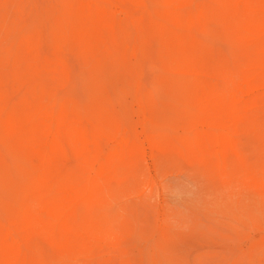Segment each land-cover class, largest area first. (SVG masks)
<instances>
[{
	"label": "rangeland",
	"instance_id": "374dc122",
	"mask_svg": "<svg viewBox=\"0 0 264 264\" xmlns=\"http://www.w3.org/2000/svg\"><path fill=\"white\" fill-rule=\"evenodd\" d=\"M98 1L0 0V264H264V0Z\"/></svg>",
	"mask_w": 264,
	"mask_h": 264
},
{
	"label": "bare ground",
	"instance_id": "6f19581e",
	"mask_svg": "<svg viewBox=\"0 0 264 264\" xmlns=\"http://www.w3.org/2000/svg\"><path fill=\"white\" fill-rule=\"evenodd\" d=\"M100 1V0H99ZM98 1V2H99ZM103 2V1H102ZM100 3V2H99ZM102 4H104V3H102ZM147 4V3H146ZM108 5L110 6V4L108 3ZM149 5V4H148ZM108 6V7H109ZM150 6H151V4H150ZM154 6V5H153ZM105 7V6H104ZM111 7V6H110ZM127 7V6H126ZM120 8V7H119ZM175 8V7H174ZM25 9V8H24ZM104 9H106V8H104ZM121 9V8H120ZM128 9V8H127ZM181 9H183V8H181ZM107 10V9H106ZM119 10V9H118ZM2 11V10H1ZM183 11V10H182ZM107 12V11H106ZM110 13V12H109ZM111 14V13H110ZM110 14H108V15H110ZM134 15V14H133ZM109 17V16H108ZM114 17H115V15H114ZM68 18H69V16H68ZM107 18V17H106ZM119 18V17H118ZM112 19V18H111ZM110 19V20H111ZM84 20V19H83ZM21 22V21H20ZM110 23V22H109ZM120 23V22H119ZM120 25H123V24H121L120 23ZM130 24H128V26H129ZM112 26V25H111ZM113 27V26H112ZM115 27V26H114ZM120 28H121V26H120ZM119 28V29H120ZM129 28H130V26H129ZM174 28V27H173ZM116 29V28H115ZM118 29V28H117ZM116 29V30H117ZM119 29H118V31H119ZM124 30V29H123ZM128 30V29H127ZM129 30H131V29H129ZM193 30V29H192ZM125 33V32H124ZM133 34V33H132ZM117 35V34H116ZM119 35V34H118ZM85 36V35H84ZM86 37V36H85ZM87 38V37H86ZM203 38V37H202ZM207 38V37H206ZM205 38V39H206ZM207 40V39H206ZM208 41V40H207ZM50 44V43H49ZM130 44V43H129ZM128 44V45H129ZM121 46V45H120ZM44 48V47H43ZM127 48H128V46H127ZM224 49V48H223ZM45 52H46V50H45ZM116 53H117V51H115ZM153 53V52H152ZM115 54V53H114ZM113 54V55H114ZM120 54V53H119ZM113 55H112V58H113ZM116 55V54H115ZM118 55V54H117ZM119 56V55H118ZM126 56V55H125ZM42 57V56H41ZM40 57V58H41ZM118 58H120V56L118 57ZM124 60V59H123ZM110 69V68H109ZM154 70V69H153ZM156 70V69H155ZM154 70V71H155ZM156 71H159V69L158 70H156ZM72 72V71H71ZM199 81V80H198ZM241 82V81H240ZM106 84V83H105ZM205 87H208L207 85H204ZM215 89H216V91H217V93L215 94V98L217 99V98H224L223 100H226L225 102H231L232 100H234V98H235V94H234V92L232 91V90H225V89H220V87H218V86H216L215 87ZM219 90V91H218ZM236 90V89H235ZM131 91V90H130ZM61 95V94H60ZM112 95V94H111ZM120 95V94H119ZM121 96V95H120ZM156 96V95H155ZM124 98V97H123ZM16 99V98H15ZM132 99V98H131ZM218 100V99H217ZM46 101V100H45ZM131 101H133V100H131ZM1 104V103H0ZM6 110V109H5ZM138 110V109H137ZM55 111H57V110H55ZM139 113H140V111H138ZM56 113V112H55ZM4 114V113H3ZM6 116V115H5ZM3 119V118H2ZM45 119H48V117L47 118H45ZM55 120H61V118L58 116L57 118H54ZM119 119V118H118ZM144 119V118H143ZM51 120V119H50ZM122 120V119H121ZM35 121H36V119H35ZM125 121V120H124ZM120 126H121V124H120ZM146 126V125H145ZM148 126H149V124H148ZM197 126V125H196ZM52 129V128H51ZM145 129V128H144ZM158 129V128H157ZM160 130V129H159ZM161 130H163V129H161ZM164 130H166V129H164ZM215 130V129H214ZM168 131V130H167ZM146 132V131H145ZM178 133V132H177ZM184 133V132H183ZM185 134H188V133H185ZM119 135V134H118ZM182 135V134H181ZM189 136H190V133L188 134ZM56 136V135H55ZM130 138V137H129ZM118 139H119V137H118ZM47 143H49V142H47ZM46 143V144H47ZM142 144V143H141ZM42 145V144H41ZM48 145V144H47ZM45 146V145H44ZM39 148V147H38ZM96 169V168H95ZM35 175V174H34ZM64 192V191H63ZM39 197L38 198H36V209H37V212H39V213H42V212H44L43 211V209H45L46 208V202H44V200H43V198H42V194L41 195H38ZM18 199V198H17ZM20 209V208H19ZM29 209H30V206L28 205V204H25V203H23L22 205H21V210L23 211V212H26V211H29ZM1 218V217H0ZM7 224V223H6ZM9 229H10V226H9ZM9 232H11V230L9 231ZM13 232V231H12ZM11 232V233H12ZM229 233V232H228ZM16 236V235H15ZM14 238V237H13ZM13 238L11 237V235H9V234H5L4 235V238L3 239H1L0 240V253H2V252H9V251H11V248H12V240H13ZM243 243V242H242ZM2 261H1V259H0V263H1Z\"/></svg>",
	"mask_w": 264,
	"mask_h": 264
}]
</instances>
